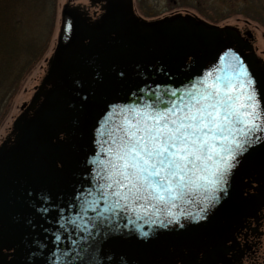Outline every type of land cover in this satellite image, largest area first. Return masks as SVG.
I'll return each mask as SVG.
<instances>
[{"label":"water","instance_id":"95a60500","mask_svg":"<svg viewBox=\"0 0 264 264\" xmlns=\"http://www.w3.org/2000/svg\"><path fill=\"white\" fill-rule=\"evenodd\" d=\"M92 1L103 2L94 19L77 5L62 6L45 74L11 123L15 140L0 146L1 239L15 248L17 264H107L108 256L171 264L185 243H202L247 205L242 188L264 176V132L257 133L260 143L253 139L246 152L234 153L221 186L194 182L167 204L113 209L105 227L93 212L81 211L85 199L95 198L77 192L93 189L96 164L88 161L104 158L109 126L120 122L111 106L119 112V106L150 104L164 89L183 96L193 83L221 86L239 61L255 79L259 113L264 63L234 26L189 12L146 20L134 13L132 0ZM221 145L228 147L218 141L219 155L205 162L209 173L226 157Z\"/></svg>","mask_w":264,"mask_h":264},{"label":"snow or ice","instance_id":"6c2138e0","mask_svg":"<svg viewBox=\"0 0 264 264\" xmlns=\"http://www.w3.org/2000/svg\"><path fill=\"white\" fill-rule=\"evenodd\" d=\"M237 65L227 80L220 81L221 86L198 88L193 83L183 96L179 89L156 91L149 97L150 104L119 106V112L112 105L114 120L120 122L109 126L107 141L100 149L104 158L99 163L94 158L88 161L96 164L93 189L77 195L95 199H85L81 211L85 215L93 212L107 227L105 213L113 209L143 210L167 204L169 198L180 199L194 182L204 181L210 189L221 186L234 153L246 152L253 139L260 143L257 133L264 132V110H257L255 79L243 64L237 61ZM218 141L228 145L219 150L226 157L209 173L205 162L219 155ZM208 199H214V194ZM107 264L126 261L108 256Z\"/></svg>","mask_w":264,"mask_h":264},{"label":"flooded vegetation","instance_id":"af4514ba","mask_svg":"<svg viewBox=\"0 0 264 264\" xmlns=\"http://www.w3.org/2000/svg\"><path fill=\"white\" fill-rule=\"evenodd\" d=\"M88 1L91 11L89 7L77 4L90 18H96L102 12L103 2ZM138 15L144 19L156 18ZM237 29L244 39L253 43V34L247 27ZM14 140L15 133L9 128L0 138V146L8 148ZM257 179L259 182L253 180L242 188V195L247 197L248 203L241 208L240 214L223 221L215 235L203 236L202 243L200 240L185 243L181 256L178 253L172 255L171 264H264V176ZM1 238L0 231V264H17L15 248L5 245Z\"/></svg>","mask_w":264,"mask_h":264},{"label":"rangeland","instance_id":"374dc122","mask_svg":"<svg viewBox=\"0 0 264 264\" xmlns=\"http://www.w3.org/2000/svg\"><path fill=\"white\" fill-rule=\"evenodd\" d=\"M81 3L89 7L88 0H57V16L47 51L22 80L18 90L7 101L0 121V138L10 128L13 118L19 113L22 102L28 101L42 78L46 61L54 47L57 34L59 12L66 3ZM134 10L146 17H160L169 13L189 12L215 24L245 26L253 34V49L264 61V0H132ZM90 11L92 8H88Z\"/></svg>","mask_w":264,"mask_h":264},{"label":"trees","instance_id":"16d2710c","mask_svg":"<svg viewBox=\"0 0 264 264\" xmlns=\"http://www.w3.org/2000/svg\"><path fill=\"white\" fill-rule=\"evenodd\" d=\"M57 0H0V121L7 101L47 51Z\"/></svg>","mask_w":264,"mask_h":264}]
</instances>
